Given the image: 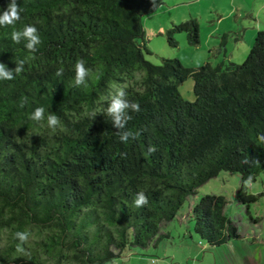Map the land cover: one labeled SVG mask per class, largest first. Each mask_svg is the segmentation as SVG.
I'll return each instance as SVG.
<instances>
[{"label":"trees","instance_id":"trees-1","mask_svg":"<svg viewBox=\"0 0 264 264\" xmlns=\"http://www.w3.org/2000/svg\"><path fill=\"white\" fill-rule=\"evenodd\" d=\"M9 2L0 0V14ZM161 3L17 0L20 20L0 27V62L14 69L25 61L15 79L0 81V264L112 262L125 248L160 238L186 198L221 171L240 175L235 199L247 210L262 195L243 181L251 175L254 182L264 169L257 139L264 133V29L239 64L226 60L227 33L209 50L222 54L219 61L187 67L163 57L154 64L144 55L150 51L142 17ZM26 25L41 38L35 53L27 41L11 39ZM182 32L188 44H199L195 17L168 26L167 43L177 46ZM80 59L91 72L86 87L73 86ZM188 78L193 101L178 91ZM117 88L141 109L129 113L126 128L140 135L127 144L101 113ZM36 107L45 109L40 123L28 118ZM49 113L61 121L55 132L47 127ZM149 145L157 150L146 155ZM245 157L251 162L241 163ZM140 191L148 204L136 208ZM226 203L210 193L191 208L194 232L209 245L240 237ZM16 232L28 239L21 243Z\"/></svg>","mask_w":264,"mask_h":264},{"label":"rangeland","instance_id":"rangeland-1","mask_svg":"<svg viewBox=\"0 0 264 264\" xmlns=\"http://www.w3.org/2000/svg\"><path fill=\"white\" fill-rule=\"evenodd\" d=\"M190 16L199 23V44H188L182 32L175 36L177 46H170L166 28ZM142 23L150 51L144 55L154 64H160L163 57L177 58L187 67L219 61L224 58L222 54H210L209 50L218 46L223 33L231 36L226 60L239 64L252 47L256 32L264 29V0H163L142 17ZM178 91L185 100L193 101L192 78L180 83ZM239 185L238 173L221 171L186 198L177 218L161 227L160 238L146 247H127L104 264H264V169L248 188L253 194L262 193L248 210L235 199ZM210 193L225 197L224 213L236 225L239 238L209 245L194 232L191 208L202 195Z\"/></svg>","mask_w":264,"mask_h":264},{"label":"clouds","instance_id":"clouds-1","mask_svg":"<svg viewBox=\"0 0 264 264\" xmlns=\"http://www.w3.org/2000/svg\"><path fill=\"white\" fill-rule=\"evenodd\" d=\"M22 11L20 5L17 4V0H10L6 9L3 10L2 14H0V27H7L9 25H14L17 21L20 20V12ZM11 39L14 43L19 44L21 40L27 41L25 44L26 49L35 53L38 48L37 46L41 43V38L38 34V29L34 25H26L22 31H13L11 33ZM16 67L14 69H9L3 62H0V81L5 80H13L15 76L20 74L24 70V60L15 61ZM64 69L63 67L57 69L55 75L60 77L63 75ZM74 80L73 86H87V80L91 75L90 69L85 67V63L83 59L77 60L74 65ZM127 93L123 88H117L114 92L110 93L104 99L107 101V107L104 108L103 113L105 117L109 118L113 127L117 129L115 134L119 138L121 143L127 144L130 140H136L140 133L132 132L126 128L127 122L132 119V116L129 114L131 112L138 113L140 109V105L136 102L129 101L127 98ZM27 102V98L21 103V107L23 104ZM97 114L93 113L92 117L94 118ZM29 120L40 123L45 120V109L43 107H36L30 114ZM47 127L55 132L57 128L60 126L61 121L59 117L53 113H49L46 118ZM258 143L264 144V133L258 134ZM157 149L154 146L149 145L147 149L146 155H151ZM121 158H126L127 153H120ZM255 164L259 165L260 162L256 158H252ZM251 161L247 157H245L241 163L248 164ZM253 177L249 175L244 181V187L249 188L252 186ZM148 204V197L143 191L137 192L133 205L136 208L144 207ZM29 233L27 232H16L14 234V238L18 239L21 243L25 242L28 239ZM18 251H23L18 246Z\"/></svg>","mask_w":264,"mask_h":264},{"label":"crops","instance_id":"crops-1","mask_svg":"<svg viewBox=\"0 0 264 264\" xmlns=\"http://www.w3.org/2000/svg\"><path fill=\"white\" fill-rule=\"evenodd\" d=\"M239 39V38H238ZM237 39V40H238ZM245 52H246V49H245ZM227 53H228V49H227V44H226V58H227Z\"/></svg>","mask_w":264,"mask_h":264}]
</instances>
